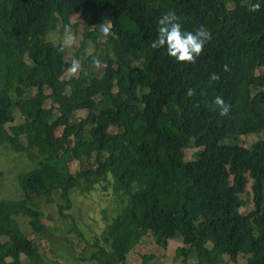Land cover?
<instances>
[{"label":"trees","instance_id":"trees-1","mask_svg":"<svg viewBox=\"0 0 264 264\" xmlns=\"http://www.w3.org/2000/svg\"><path fill=\"white\" fill-rule=\"evenodd\" d=\"M257 2L0 0V149L27 153L36 164L18 175L17 197L0 199V264H43L18 220L42 232L40 199L65 201L61 212L83 183L90 191L110 182L121 206L93 243L95 264H126L149 232L164 248L179 241L176 253L187 264L241 255L245 264H264V137L239 144L242 135L264 132V72L256 73L264 69V0L258 12L249 10ZM170 10L182 31L203 26L212 34L195 64L151 47ZM74 14L86 30L73 59L84 56L87 42L102 44L108 59L97 66L101 75L87 68L64 78L73 59L45 39L57 23L75 28ZM105 20L112 25L107 38L94 27ZM213 73L219 81L210 80ZM216 96L231 106L228 116L219 115ZM79 110L87 115L73 120ZM16 112L22 122L7 129ZM188 147L202 149L196 161L184 160ZM93 157L75 173L57 166Z\"/></svg>","mask_w":264,"mask_h":264},{"label":"rangeland","instance_id":"rangeland-1","mask_svg":"<svg viewBox=\"0 0 264 264\" xmlns=\"http://www.w3.org/2000/svg\"><path fill=\"white\" fill-rule=\"evenodd\" d=\"M72 23L77 24L75 28H71V34L76 37V42L71 47H65L63 41L65 39V27L57 23L56 27L47 32L45 39L54 44H61L66 48L68 59L71 61L78 53V48L84 42V34L86 24L84 19L74 14L71 19ZM105 40V39H103ZM83 57L79 60V71L75 74L90 69L95 74L101 75V67L98 68L92 64L86 67L81 61L93 57L97 59L103 66L105 65L108 54L105 47L95 45L89 41L84 46ZM264 72L260 68L257 74ZM73 74L67 72L64 78H69ZM47 91V90H45ZM256 93V89L252 90V94ZM50 100H46L44 105L48 106ZM87 115L86 110L77 111L73 120H79ZM23 118L20 113L16 112L14 120L8 122L5 126L8 129L11 125L19 124ZM264 137V132L242 135L239 144L243 147H249L259 138ZM24 143V138L21 137ZM201 148L188 147L184 152L185 161H196L201 153ZM94 157L90 161L63 160L60 159L57 166L62 171L70 173L78 172L84 166L93 165ZM33 161L27 153L14 154L8 147L0 149V199L15 198L19 195L17 187L18 175L35 167ZM86 183L82 187L77 188L69 194L70 205L58 209V205H64L66 202L58 199L57 202L46 203L40 199L39 206L42 212L40 221L44 225V230L40 233L32 232L27 219L19 217V223L22 232L25 233L38 247L39 254L43 264H95L90 259L91 254L96 250L93 243L96 237H103L108 225L118 213L121 202L113 192L111 182L109 184L102 183L94 186L90 191H86ZM250 193L249 186L246 193L241 194V198H248ZM54 197H57L55 195ZM243 210V207L241 208ZM68 215V217H65ZM181 243L176 240H169L164 248L157 244L156 237L149 232L139 243H137L127 254L126 264H187L183 262L182 257L176 253L177 247ZM108 247V246H107ZM153 255L154 258L145 263L144 256ZM224 264H245L246 256H239L236 261H231L228 256H223ZM195 261L191 256L188 263ZM41 263V261H39Z\"/></svg>","mask_w":264,"mask_h":264},{"label":"clouds","instance_id":"clouds-1","mask_svg":"<svg viewBox=\"0 0 264 264\" xmlns=\"http://www.w3.org/2000/svg\"><path fill=\"white\" fill-rule=\"evenodd\" d=\"M261 8V4L258 0L250 6L251 12H258ZM100 34L107 38L112 35V25L110 20H105L103 23L94 26ZM158 36L152 41L151 47L154 49L163 48L166 46L167 54L182 63L195 64L196 58L203 52L204 46L207 42L211 41L212 34L209 29L201 26L195 32H186L181 30V24L178 22L176 13L172 10L166 12L158 20ZM76 37L71 34V27L65 28V39L63 44L65 47H71L75 44ZM93 64L99 66V61L93 59ZM80 62L78 59H73L71 66L66 70L67 72L75 75L79 71ZM228 66L224 65V71H228ZM211 81H219L220 76L217 73L210 75ZM187 96H193L194 90L188 89ZM214 104L216 105L219 115L226 117L229 115L231 106L228 105L220 96L214 98Z\"/></svg>","mask_w":264,"mask_h":264}]
</instances>
